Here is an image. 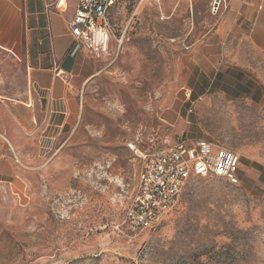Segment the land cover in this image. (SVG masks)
<instances>
[{
  "label": "rangeland",
  "instance_id": "1",
  "mask_svg": "<svg viewBox=\"0 0 264 264\" xmlns=\"http://www.w3.org/2000/svg\"><path fill=\"white\" fill-rule=\"evenodd\" d=\"M225 7L118 0L117 58L0 178V264H264V62L232 66ZM182 137L238 153L240 185L192 179L162 224L128 232L144 155Z\"/></svg>",
  "mask_w": 264,
  "mask_h": 264
},
{
  "label": "crops",
  "instance_id": "2",
  "mask_svg": "<svg viewBox=\"0 0 264 264\" xmlns=\"http://www.w3.org/2000/svg\"><path fill=\"white\" fill-rule=\"evenodd\" d=\"M225 3L216 33L232 38V66L264 62V0ZM76 10L77 0H0V178L8 177L13 157L26 156L25 146L41 144L40 116L65 125L84 87L110 62L92 57L72 36Z\"/></svg>",
  "mask_w": 264,
  "mask_h": 264
},
{
  "label": "built area",
  "instance_id": "3",
  "mask_svg": "<svg viewBox=\"0 0 264 264\" xmlns=\"http://www.w3.org/2000/svg\"><path fill=\"white\" fill-rule=\"evenodd\" d=\"M117 2L77 0L71 33L95 59H116L124 44L125 32L118 37L111 19ZM220 4L221 0L217 10ZM143 159L146 163L123 221L134 235L162 224L177 209L182 192L192 179L218 178L232 186L241 183V156L207 140L182 137L171 147L144 155Z\"/></svg>",
  "mask_w": 264,
  "mask_h": 264
},
{
  "label": "water",
  "instance_id": "4",
  "mask_svg": "<svg viewBox=\"0 0 264 264\" xmlns=\"http://www.w3.org/2000/svg\"><path fill=\"white\" fill-rule=\"evenodd\" d=\"M220 2V0H216V5Z\"/></svg>",
  "mask_w": 264,
  "mask_h": 264
}]
</instances>
